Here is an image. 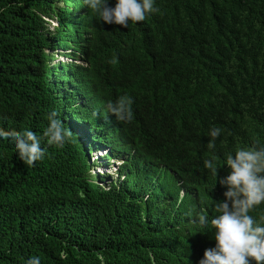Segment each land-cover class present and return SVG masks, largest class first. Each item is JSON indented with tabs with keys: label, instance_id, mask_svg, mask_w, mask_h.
I'll use <instances>...</instances> for the list:
<instances>
[{
	"label": "trees",
	"instance_id": "16d2710c",
	"mask_svg": "<svg viewBox=\"0 0 264 264\" xmlns=\"http://www.w3.org/2000/svg\"><path fill=\"white\" fill-rule=\"evenodd\" d=\"M154 6L125 27L82 0H0V127L31 129L45 152L26 165L0 140V264H196L214 245L196 217L217 214L225 157L264 144V0ZM59 44L80 62L49 66ZM65 84L71 107L56 113L72 137L57 147L42 133ZM121 95L130 121L107 111ZM105 141L126 157L104 186L89 157ZM249 214L264 216V203Z\"/></svg>",
	"mask_w": 264,
	"mask_h": 264
},
{
	"label": "clouds",
	"instance_id": "9594fccd",
	"mask_svg": "<svg viewBox=\"0 0 264 264\" xmlns=\"http://www.w3.org/2000/svg\"><path fill=\"white\" fill-rule=\"evenodd\" d=\"M82 6L94 13L104 23L125 27H128L130 22L143 21L147 14L158 11L154 6V0H113L111 4H109V0H82ZM63 8H66L65 4H63ZM47 21L51 24V20L48 19ZM57 48L58 46L53 50L55 53ZM63 50L66 53L61 52L58 55H64L63 58L69 62L59 60L53 66L57 63H65L71 66L80 62L69 55L70 50ZM50 58L51 56H49ZM67 87L69 86L65 84L60 93H54V102L58 104L47 114V126L42 133L48 144H54L57 147L70 142L72 137L71 131L62 124L56 113H61L63 108L70 110L71 102L65 95L67 94ZM75 102L80 103V99L77 97ZM131 104L132 98L130 96L121 95L115 101H109L106 108L117 120L130 121L133 119ZM111 123L115 126L112 127L111 131L118 128L116 121H111ZM75 128L80 135V142L86 145L84 141V136L87 135L86 129L82 124ZM220 133L219 127L210 128L208 135L211 139L207 144L208 148L214 147L215 138ZM109 136L114 144L121 145L122 138L114 139L115 134L111 133ZM0 140H7L11 143L18 157L26 165H31L33 162L42 159L45 154L40 137L31 129L25 128L17 131L0 127ZM101 143L102 147L94 148L90 152L89 158L92 157L93 153H98L97 156L95 155L94 161L90 159L93 164L90 171H96L99 165L95 162L105 157L107 161L105 165H108L109 162L114 163L118 169L126 154H123L112 143L114 149H111L107 141ZM130 152L132 154L133 150ZM103 153L105 154L103 155ZM224 165L227 166L228 171L226 175L219 178V183L226 186V189L223 192L224 199L219 200L216 205L217 214L210 221L203 214L196 217V221L200 225H211L214 229L211 237L215 241L212 247L203 250V254L196 261V264H250L251 261H254L255 264H264V216L256 219L249 214L255 206L264 203V144L259 146L254 144L251 147L235 149L233 153L226 155ZM208 166L212 167L211 164ZM217 169L212 168L216 179ZM117 172L116 170V176ZM100 174L104 178L99 184L105 186L108 176L103 172H98L96 173L98 180ZM24 264H40V257L38 255L29 256Z\"/></svg>",
	"mask_w": 264,
	"mask_h": 264
},
{
	"label": "rangeland",
	"instance_id": "374dc122",
	"mask_svg": "<svg viewBox=\"0 0 264 264\" xmlns=\"http://www.w3.org/2000/svg\"><path fill=\"white\" fill-rule=\"evenodd\" d=\"M50 29H52V27L53 26H55V24H56V20L53 18L51 21H50ZM68 31V30H67ZM66 32V31H65ZM61 52H65L66 53V51L65 50H63L62 48L60 49V50H58L56 53H55V51H52L51 52V58L49 59V66H53V64H55L56 62H59V60L62 62V60L63 61H67L66 59H64L63 57H64V55L63 56H60V55H58L59 53H61ZM56 54H57V56H56ZM53 57V58H52ZM67 62H69V61H67ZM97 154L98 153H93L92 154V157L90 158L91 159V161H94V159H95V157L97 156ZM96 155V156H95ZM104 162V159L102 158V159H99L97 162H95V164H97V165H99V167L96 169V171H93V170H91L90 171V173L92 174V176H93V178H94V180L96 181V182H98V183H100V180H98L97 178H96V173H101V172H103V173H105V175L106 176H108V179L107 180H110V179H112L113 181H118L119 180V178L115 175V172H116V170H117V167H116V165L114 164V163H108V165H103L102 166V163ZM101 169V170H100Z\"/></svg>",
	"mask_w": 264,
	"mask_h": 264
},
{
	"label": "bare ground",
	"instance_id": "6f19581e",
	"mask_svg": "<svg viewBox=\"0 0 264 264\" xmlns=\"http://www.w3.org/2000/svg\"><path fill=\"white\" fill-rule=\"evenodd\" d=\"M72 25V24H71ZM62 48V45L61 44H59L58 45V48H57V50H56V52L58 51V50H60ZM101 151V150H100ZM105 153H103V155H104ZM100 157H102V156H100ZM107 163V161H106V157L104 158V162L102 163V166L103 165H105ZM98 168V167H97ZM101 170V169H100Z\"/></svg>",
	"mask_w": 264,
	"mask_h": 264
}]
</instances>
